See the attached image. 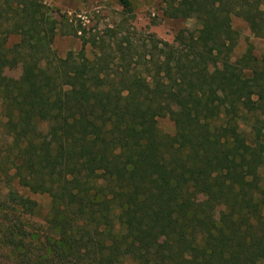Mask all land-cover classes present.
<instances>
[{"label":"trees","instance_id":"obj_1","mask_svg":"<svg viewBox=\"0 0 264 264\" xmlns=\"http://www.w3.org/2000/svg\"><path fill=\"white\" fill-rule=\"evenodd\" d=\"M263 3L168 0L165 17L199 26L168 42L88 36L42 0H0V126L15 141L0 150V264H264V57L249 43L234 58L233 27L264 38ZM62 27L82 41L64 58ZM23 191L50 197L42 223Z\"/></svg>","mask_w":264,"mask_h":264},{"label":"rangeland","instance_id":"obj_2","mask_svg":"<svg viewBox=\"0 0 264 264\" xmlns=\"http://www.w3.org/2000/svg\"><path fill=\"white\" fill-rule=\"evenodd\" d=\"M53 11L58 14L64 22L69 19L73 27H79L80 24L85 26L88 31V36L93 33H100L106 35L108 29L114 28L119 37L131 35L140 41H147L153 36L164 41L173 42L176 33L180 29L188 28L195 30L199 28L193 19L185 18H168L163 14V9L168 0H131L133 12L127 13L123 10L116 0H42ZM264 12V3L261 6ZM263 15H257L256 20L262 21ZM61 20V21H62ZM65 25V23H64ZM63 25V26H64ZM66 26V25H65ZM233 27L240 34V39L234 58H238L247 48L249 43L255 47V54L259 58L264 57V38L256 36L250 29L249 24L240 17L233 18ZM69 27L63 28L57 35L54 41V48L57 50L58 55L64 58L69 51L78 52L82 48V41L79 36L67 34L70 31ZM89 58H93V50L90 45L86 48ZM7 71V70H6ZM5 71V72H6ZM8 74L18 76L20 71H7ZM227 109L226 102L223 96L217 103V111L220 116ZM1 112V107H0ZM3 120L0 114V122ZM158 125L163 133L174 134L175 125L169 118H160ZM15 141L9 135H5L0 126V150H4L7 145H13ZM5 155V154H4ZM8 165L7 167H9ZM11 172V171H10ZM12 173V172H11ZM4 183L0 182V194L6 192ZM31 198L38 201L40 208L31 222L42 223L49 215L51 199L46 194H31L23 191ZM222 214L221 211L217 213L218 217Z\"/></svg>","mask_w":264,"mask_h":264}]
</instances>
